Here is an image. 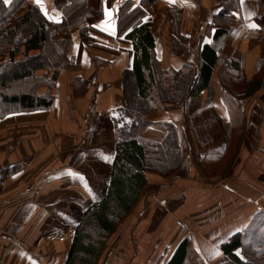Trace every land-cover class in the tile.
I'll list each match as a JSON object with an SVG mask.
<instances>
[{
  "label": "crops",
  "instance_id": "crops-1",
  "mask_svg": "<svg viewBox=\"0 0 264 264\" xmlns=\"http://www.w3.org/2000/svg\"><path fill=\"white\" fill-rule=\"evenodd\" d=\"M126 1L132 9L142 2L91 0L103 18L89 31L90 43L82 39V28L72 33L69 56L78 68L60 73L50 110L0 120V264H64L83 210L107 189L114 115L127 107L123 77L134 62L132 45L117 33V11ZM233 1L236 7L219 24L214 19L224 7L218 0L155 2L147 20L161 67L179 70L185 64L171 48L173 6L183 12L187 63L198 69L200 52L209 45L217 65L208 89L165 111L144 131V139L160 142L163 125L175 126L180 171L168 181L149 174L138 204L98 264H117L120 253L125 264H167L185 240L188 264H223V244L264 212V80L249 92L263 75L264 0ZM43 3L52 20L61 18L56 0ZM105 6L115 35L101 30L107 26ZM229 21L232 30L215 37Z\"/></svg>",
  "mask_w": 264,
  "mask_h": 264
},
{
  "label": "trees",
  "instance_id": "trees-1",
  "mask_svg": "<svg viewBox=\"0 0 264 264\" xmlns=\"http://www.w3.org/2000/svg\"><path fill=\"white\" fill-rule=\"evenodd\" d=\"M218 1L224 8L214 24H219V18L227 17L236 7L233 0ZM155 2L157 0H142L139 7L132 9V2L126 1L117 11L118 37L133 47V67L126 70L123 77L128 103L119 111L121 115L114 118L116 147L107 189L83 210L64 264H98L104 250L138 204L148 185L149 174L167 181L178 174L182 157L175 126L163 125L166 136L160 142L144 139L143 133L156 124L165 111L185 105L211 86L217 65L216 50L213 46H204L198 69L187 63V39L180 33L183 12L176 6L169 11L171 48L185 64L179 70L161 67L153 25L147 20ZM56 7L61 18L52 20L29 0H13L10 4L0 0V120L12 114L50 110L60 73L78 68L69 56L72 33L82 28V39L90 43L89 31L103 18L101 9L91 7V0H56ZM228 25L230 21L222 24L215 37L228 34L232 30ZM262 41L264 53V37ZM33 52L36 54L32 55ZM260 68L263 75L251 83L254 88L249 92L264 80V56ZM15 84H23L28 89L11 96L2 92ZM41 88L47 91L40 94ZM14 169L18 171L19 167ZM262 233L264 212L259 213L245 231L223 244L226 258L223 264H264ZM187 249L185 240L167 264H188ZM237 250H241L245 260L236 254Z\"/></svg>",
  "mask_w": 264,
  "mask_h": 264
},
{
  "label": "snow or ice",
  "instance_id": "snow-or-ice-1",
  "mask_svg": "<svg viewBox=\"0 0 264 264\" xmlns=\"http://www.w3.org/2000/svg\"><path fill=\"white\" fill-rule=\"evenodd\" d=\"M172 2H174V0H169V3H172ZM4 3L5 4L9 3V0H4ZM34 3L39 6L40 11L45 16H47L49 19H54L53 17L48 15V12H47L46 8L44 7L43 0H34ZM104 14L108 18V20L105 22L107 26H106V28L101 29V30L109 31V34L115 35V24L111 22L112 13L108 10L107 6H105V13ZM249 27L256 28L257 25L256 24H250ZM104 159L107 160V157H105ZM237 231H240V229H237ZM236 254L239 256L240 255L239 251H237ZM216 255H219V252H217ZM241 259H243V257H241Z\"/></svg>",
  "mask_w": 264,
  "mask_h": 264
},
{
  "label": "rangeland",
  "instance_id": "rangeland-1",
  "mask_svg": "<svg viewBox=\"0 0 264 264\" xmlns=\"http://www.w3.org/2000/svg\"><path fill=\"white\" fill-rule=\"evenodd\" d=\"M39 73H42V72H39ZM42 75V74H41ZM26 88L28 89L27 86H24L23 84H15V85H10L9 88H6L5 90H3L2 92L5 93L6 95H15V94H18V93H23V92H26ZM45 89V88H43ZM1 104V102H0ZM121 114L118 112V113H115L114 117L115 118H118ZM260 238H264V233H262L260 235ZM118 260V263L117 264H125V262L127 261L126 258H125V254L123 253H120V255L116 256ZM110 264V263H109ZM111 264H113L111 262Z\"/></svg>",
  "mask_w": 264,
  "mask_h": 264
},
{
  "label": "built area",
  "instance_id": "built-area-1",
  "mask_svg": "<svg viewBox=\"0 0 264 264\" xmlns=\"http://www.w3.org/2000/svg\"><path fill=\"white\" fill-rule=\"evenodd\" d=\"M263 85H264V83H263Z\"/></svg>",
  "mask_w": 264,
  "mask_h": 264
}]
</instances>
